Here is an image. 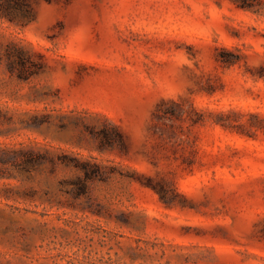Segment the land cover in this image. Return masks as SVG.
Returning a JSON list of instances; mask_svg holds the SVG:
<instances>
[{"label": "rangeland", "instance_id": "rangeland-1", "mask_svg": "<svg viewBox=\"0 0 264 264\" xmlns=\"http://www.w3.org/2000/svg\"><path fill=\"white\" fill-rule=\"evenodd\" d=\"M26 2L0 16V264H264V0Z\"/></svg>", "mask_w": 264, "mask_h": 264}, {"label": "trees", "instance_id": "trees-1", "mask_svg": "<svg viewBox=\"0 0 264 264\" xmlns=\"http://www.w3.org/2000/svg\"><path fill=\"white\" fill-rule=\"evenodd\" d=\"M13 7L15 10L19 11L22 15L26 16V20L22 22V24L26 23L31 19V11L28 7L26 0H0V16H9L8 8ZM226 62H233L231 59H224ZM262 127V128H261ZM257 128H261L264 132V126H256ZM24 164H28L32 162V157H26L23 160Z\"/></svg>", "mask_w": 264, "mask_h": 264}]
</instances>
